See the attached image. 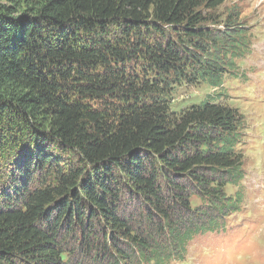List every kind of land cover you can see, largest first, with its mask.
<instances>
[{"label":"trees","instance_id":"1","mask_svg":"<svg viewBox=\"0 0 264 264\" xmlns=\"http://www.w3.org/2000/svg\"><path fill=\"white\" fill-rule=\"evenodd\" d=\"M225 1L0 0V264H172L224 231L241 116L170 99L238 78Z\"/></svg>","mask_w":264,"mask_h":264},{"label":"rangeland","instance_id":"2","mask_svg":"<svg viewBox=\"0 0 264 264\" xmlns=\"http://www.w3.org/2000/svg\"><path fill=\"white\" fill-rule=\"evenodd\" d=\"M219 13L235 8L251 34L250 53L237 62L238 78L225 76L221 90L182 86L170 99L174 111L205 101L225 104L241 116L242 178L225 195L239 210L225 219L224 231L201 233L189 243L182 262L172 264H264V0H226ZM191 206L199 201L191 198Z\"/></svg>","mask_w":264,"mask_h":264}]
</instances>
